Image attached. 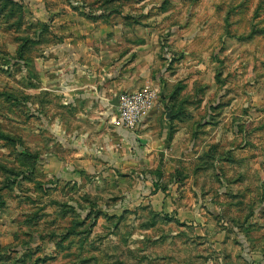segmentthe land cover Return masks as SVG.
<instances>
[{
    "label": "rangeland",
    "instance_id": "374dc122",
    "mask_svg": "<svg viewBox=\"0 0 264 264\" xmlns=\"http://www.w3.org/2000/svg\"><path fill=\"white\" fill-rule=\"evenodd\" d=\"M114 27L156 66L108 115L156 95L158 169L90 148L68 96L71 38ZM0 264H264V0H0Z\"/></svg>",
    "mask_w": 264,
    "mask_h": 264
},
{
    "label": "crops",
    "instance_id": "0c3cea01",
    "mask_svg": "<svg viewBox=\"0 0 264 264\" xmlns=\"http://www.w3.org/2000/svg\"><path fill=\"white\" fill-rule=\"evenodd\" d=\"M114 28H101L98 33L89 34L91 44L87 41L86 44H82L71 38L73 40L69 43V53L77 62H73L72 67H68L69 73H73L67 81L68 96L75 103L77 116L83 121L86 120L84 140L90 148L98 147L96 150L106 148V151L110 148L109 156L114 158L112 162L115 163L122 164L126 156V159L130 158L133 165L148 164L152 169L155 160V167L158 169L161 161L156 156L161 152L165 139L160 138V134L158 136L153 134L154 131L151 128L157 122L156 117L159 113L150 123H142L138 136L130 130L113 126L111 117L108 115L111 113L112 105L123 92L138 91L150 83V72L145 68L156 66L154 57L151 59L149 56L141 57L138 48L131 47L119 55L117 49L123 45L121 35L123 32L122 28ZM97 42L100 43L97 45L99 52L94 49V54H88V46ZM145 59H147V66L143 67ZM51 84L49 90L53 94L55 92L60 94L56 80L54 82L51 80ZM166 128L164 132H167ZM130 141L133 142L129 143ZM134 142L138 148L132 154H128V144L132 145ZM166 203L173 205L169 197Z\"/></svg>",
    "mask_w": 264,
    "mask_h": 264
},
{
    "label": "built area",
    "instance_id": "2783aa9c",
    "mask_svg": "<svg viewBox=\"0 0 264 264\" xmlns=\"http://www.w3.org/2000/svg\"><path fill=\"white\" fill-rule=\"evenodd\" d=\"M156 95L146 90L119 99L117 121L119 128L135 131L145 116L152 110Z\"/></svg>",
    "mask_w": 264,
    "mask_h": 264
}]
</instances>
